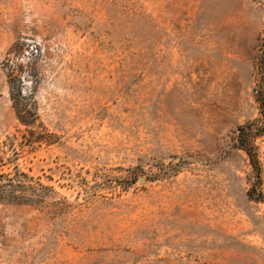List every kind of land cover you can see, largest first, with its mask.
I'll return each mask as SVG.
<instances>
[{"label":"rangeland","instance_id":"rangeland-1","mask_svg":"<svg viewBox=\"0 0 264 264\" xmlns=\"http://www.w3.org/2000/svg\"><path fill=\"white\" fill-rule=\"evenodd\" d=\"M263 49L264 0H0V173L48 188L0 264H264Z\"/></svg>","mask_w":264,"mask_h":264},{"label":"trees","instance_id":"trees-1","mask_svg":"<svg viewBox=\"0 0 264 264\" xmlns=\"http://www.w3.org/2000/svg\"><path fill=\"white\" fill-rule=\"evenodd\" d=\"M261 82L256 90V100L260 104L261 117L257 121L248 122L238 126L237 142L242 149L248 154L250 162L256 173V183L248 192L250 198L264 201V190L261 187L260 167L254 138L264 131V49L260 57ZM12 79H18L10 76ZM19 95V94H18ZM14 101V109L17 117L24 124H29L34 113L32 110L23 105L16 96L12 95ZM36 185L41 188L48 189L38 181H34L28 173L19 170L17 166L13 167V171L0 173V199L9 201H17L23 203H31L32 200L40 199V190L36 189Z\"/></svg>","mask_w":264,"mask_h":264}]
</instances>
